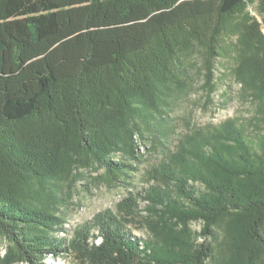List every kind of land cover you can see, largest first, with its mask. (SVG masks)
<instances>
[{"label": "trees", "instance_id": "trees-1", "mask_svg": "<svg viewBox=\"0 0 264 264\" xmlns=\"http://www.w3.org/2000/svg\"><path fill=\"white\" fill-rule=\"evenodd\" d=\"M263 30L264 0H0V264L67 252L85 264H207L219 225L231 264H262ZM228 54L255 101L256 130L227 121L187 135L147 171L143 210L130 194L56 240L61 208L43 198L59 199V182L81 167L129 177L110 156L136 157L140 120L164 117L193 58L212 83ZM138 218L145 239L130 228Z\"/></svg>", "mask_w": 264, "mask_h": 264}, {"label": "rangeland", "instance_id": "rangeland-1", "mask_svg": "<svg viewBox=\"0 0 264 264\" xmlns=\"http://www.w3.org/2000/svg\"><path fill=\"white\" fill-rule=\"evenodd\" d=\"M249 9L256 15L257 2ZM189 66L185 83L162 106L164 117L148 114L145 119L140 120L141 127L135 139L138 144L136 157L124 152L110 156L112 160L129 164V177L118 179L96 165L81 167L75 169L68 180L59 182V199L51 197L45 201L43 198L42 205L61 208L64 222L52 234L56 240H70L76 227L91 220L99 211L108 208L116 210L117 203L130 194L138 197L139 208L143 210L147 201L141 194L153 183L149 182L147 171L157 167L171 152L176 151L187 135L196 131L208 134L227 121H234L249 132L256 130L251 119L254 116L255 101L249 90L234 75L233 54L221 56L216 60V73L212 83L206 80L200 60L193 58ZM196 186L202 187L199 183H196ZM143 214L146 215L145 212ZM138 219L132 222L130 228L135 235L145 239L149 231L143 227L141 218ZM190 227L194 232H200L202 223L192 222ZM226 236L225 225H219L215 236L208 239L214 251L207 264H231L232 254ZM97 242H100V239ZM8 246L9 242L0 236V262ZM43 263L85 264L72 252L60 254L58 257L47 256Z\"/></svg>", "mask_w": 264, "mask_h": 264}]
</instances>
